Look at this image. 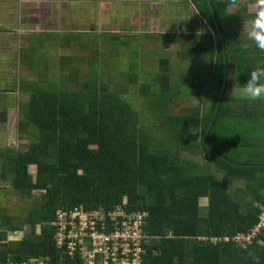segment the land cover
<instances>
[{
	"label": "trees",
	"instance_id": "trees-1",
	"mask_svg": "<svg viewBox=\"0 0 264 264\" xmlns=\"http://www.w3.org/2000/svg\"><path fill=\"white\" fill-rule=\"evenodd\" d=\"M189 1L214 32L206 34L202 24L199 32L180 34L181 61L205 58L212 65L210 80L204 84L211 99L204 105L199 104L203 76L194 79L192 72L176 73L166 58L159 59L164 68L159 82L150 85L142 80L141 93L161 99L164 94L155 90L162 85L173 90L187 84L199 88L189 93L199 99L174 114L163 98V112L150 122L139 118L127 95L111 91L93 76L68 90L30 81L21 85L28 97L21 102L25 105L17 119V134L28 145L24 150L6 148L0 157V176L10 179L11 189L30 200L32 208L20 221H0V264L46 254L57 264L59 251L53 236L60 211L107 210L118 204L149 213L143 264H264L262 241L243 248L222 240L252 227L258 221L257 205H264V167L245 166L264 164V153L240 143L241 137L250 140L260 130L264 100L246 99L239 89L252 65L264 61V53L242 51L236 42L239 36L220 24L232 17L227 12L231 0H210L227 61L225 91L208 133L210 152L204 133L221 86L222 48L207 1ZM112 37V45L121 39ZM231 85L241 90L236 96H229ZM185 93L176 91L173 98ZM230 103H235L232 113ZM204 198L207 215L201 213ZM12 232H21L22 237L11 239ZM203 235L221 240L204 241Z\"/></svg>",
	"mask_w": 264,
	"mask_h": 264
},
{
	"label": "crops",
	"instance_id": "crops-1",
	"mask_svg": "<svg viewBox=\"0 0 264 264\" xmlns=\"http://www.w3.org/2000/svg\"><path fill=\"white\" fill-rule=\"evenodd\" d=\"M253 2L254 0H240L242 7L239 13L231 14L232 17L222 20L220 22L222 27L227 32L236 33L239 36L244 21H247L253 15L251 7ZM227 12L230 14L231 4L227 6ZM197 14L195 5L189 0H0V117H4L5 113L9 114L10 111L14 113L17 106H19L17 102L21 86L17 85V80L21 76L19 74H22V69L20 70V68H23V65L20 59L21 55L18 54V48L21 50V47H28L30 42H32L33 36L45 35L46 48L39 51L46 56L49 53L55 54V52L58 57H62L63 52H67V55H72V52L82 50V48L86 51L94 48L99 52L104 48L107 53L127 52V57H130V66L127 63L124 69H118L124 64L119 62L115 58L116 56L111 57L113 62L108 68H102L101 65L103 63H101L99 69L93 70V74L91 73L92 75L90 74L91 77L89 76L88 79L90 80L93 76L99 83H102L101 78H103L105 79L104 82L107 83L108 73L110 75L114 73L116 76L124 75V82L127 85L126 90L130 92L134 89L135 92L138 90L139 93L130 92L131 99L137 97V95L138 97L143 96L141 90L145 89V86L142 80L152 85V81L156 80L154 76L162 74L164 68L159 63L160 58L170 59L176 73L183 72L184 69H181V67L184 62L193 64L192 62H199L204 59L181 61L178 57L182 47L181 33L186 35L200 31L203 24L206 27V30H204L206 34H214L213 29L209 27L204 18H200ZM94 17H97V21H94ZM73 21L82 23V27H87L89 24L97 22L96 24L105 25L108 30L99 32L77 31V29L72 28L71 22ZM128 27H130V30H125ZM168 34L178 36L167 38L170 37ZM113 35H119L121 38L116 40L117 44L114 43L115 45L111 44V40H115L112 37ZM129 35L130 37L124 38ZM35 37L33 41L36 40ZM72 37H77V43L72 41ZM98 39L101 40V44H99ZM128 39H130V45H128ZM25 42H28V44L25 45ZM55 43H58L59 46L55 45ZM151 51L159 53V56L155 58L157 59L156 66L159 67V71H141L143 67L139 65L138 61L145 54L150 57L149 52ZM9 58H11V61L6 62V59ZM16 58L21 62L18 63ZM114 60L118 62L117 65ZM114 64L118 68L114 67ZM204 64L206 67L204 71H185L192 72L194 79L203 76V81L205 83L207 80L205 83L207 84L211 77L210 67L212 65H210L209 60L202 62V66ZM10 65L13 68H10ZM132 65L133 69H131ZM68 69L70 71L69 67ZM204 83L201 87L203 90L202 103L199 102L201 105L207 103H203V101L211 99L210 95L205 94L206 86L204 87ZM51 86L53 85H48V87ZM107 88L113 89L112 87ZM195 89L198 90L199 88L195 85L193 90ZM8 90L9 94H6ZM231 91L229 96L232 97L237 95L235 92L241 90L233 88L231 85ZM234 105L235 103H230V106H228L230 113H232L231 111L234 112ZM130 106L134 109L131 101ZM5 122V119L2 118L1 123L4 124ZM259 129V131L255 132V136L252 135L250 137V140L242 139L238 132V136L241 137L240 143H242L243 147H254L257 149V154L264 153V112L261 116ZM1 138L2 136H0ZM3 142L0 144V157L7 148ZM1 181L2 178L0 176ZM206 202V199L201 200L202 215H207L208 212L205 207ZM259 205H257L258 210Z\"/></svg>",
	"mask_w": 264,
	"mask_h": 264
},
{
	"label": "rangeland",
	"instance_id": "rangeland-1",
	"mask_svg": "<svg viewBox=\"0 0 264 264\" xmlns=\"http://www.w3.org/2000/svg\"><path fill=\"white\" fill-rule=\"evenodd\" d=\"M94 21H97V17H94ZM89 24L87 27H82V23L79 22H71L72 28L77 29V31H103L108 30L105 25L102 24ZM79 28V29H78ZM87 28V29H86ZM130 30V27H128L125 30ZM127 35V34H124ZM122 35V36H124ZM34 37H32V42H30V45L28 47H21L22 49L18 48V54L21 55L20 59L22 61L23 68H20L22 74L18 80L17 85L21 86H27L28 81L31 83L36 82L39 84L46 85H53V86H59L62 87L60 89L68 90L71 85L77 83V82H86L88 80V77L90 76L91 72L93 70H98L99 65L103 63L102 68H108L109 65L112 64L113 59L111 57L117 58L119 62H122L124 66L120 68H124L127 63H129L130 66V57H127V52H117V53H111V52H105L104 48L101 49V51H97L94 48H91L89 51L84 50H77L72 52V55H67V52H63L62 57L56 56L57 53L51 54L49 53L47 56L40 52L39 50L45 49L46 44L44 42L45 35H39L36 36V40H34ZM129 36H126L124 38H128ZM99 38V37H96ZM30 39V38H29ZM77 37H72V41L74 43L76 42ZM97 40V39H96ZM99 40V39H98ZM39 41V42H38ZM130 45V39H128ZM40 43V46H39ZM25 45L28 44V42L24 43ZM99 44H101V40H99ZM55 45L59 46L58 43H55ZM75 47V45H74ZM58 52V51H57ZM138 53V51H137ZM150 57H148V54L143 55V57L140 58L139 65L143 67L141 71L144 72H157L159 71V67L156 66L157 59H155L157 56H159V53L155 51L149 52ZM17 59V58H16ZM11 58L6 59V62H10ZM18 63L21 61L17 59ZM202 62H207V60L204 58L200 60L199 62H192L193 64H187L186 62L183 63V66L181 69L187 70V71H204L206 69L205 64L202 66ZM17 63V65H19ZM69 63V66H68ZM114 63L117 65L118 62L114 60ZM114 64V65H115ZM114 66L117 67L118 66ZM192 65V67H191ZM36 66V67H35ZM28 67V68H26ZM70 68V71L68 69ZM113 67V69H114ZM10 68H13L10 65ZM118 68V69H120ZM131 69H133V65L131 66ZM14 71V69H13ZM162 76V74H158L157 76H154L156 81L159 82V77ZM145 77V76H144ZM146 78V77H145ZM147 79V78H146ZM105 79L101 78L102 83L107 85V87H112L113 89L111 91L113 92H120L122 95H127V99L130 98V92L138 93V90L132 89L130 92L126 90L127 85L125 84V76L119 75L116 76L114 73L111 75L108 73L107 83L104 82ZM207 80L205 81V83ZM117 83V84H115ZM204 83V84H205ZM26 84V85H24ZM22 86V87H23ZM21 87L22 90H20V95H18V102L16 111L9 112V114H4V117H0V136L2 138L0 139V144L3 142V144L6 145L7 148H13V149H20L24 150L27 145L28 141L25 138H21L17 134V125L16 121L17 118L20 116V110L23 109V106L25 105V100L28 97L27 89ZM205 87V86H204ZM158 90H155L156 93H160L161 95L164 94L163 98L166 100L167 103L170 104L169 112L170 113H178L185 109L187 103H197L198 97L192 96L189 97V93L191 95L193 94V88L187 84H179V87L177 89L170 90L167 88V90L162 87L157 88ZM166 90V91H165ZM184 91L188 92L180 97L173 98V94L176 91ZM165 93H162V92ZM232 91H229L228 93H231ZM22 93V94H21ZM155 93V94H156ZM18 94V93H17ZM139 94V93H138ZM170 94V95H169ZM135 95V94H134ZM144 96V97H143ZM142 97H133L130 99L132 106L134 107V110L139 112V118L143 121L150 122L149 120L153 121L156 120L155 116L159 118V115H161V112H163V105L161 103L164 102V99H159V96H152L151 98H147L146 95H143ZM171 96V98H170ZM133 99V100H132ZM136 99V100H134ZM194 99H196L194 101ZM24 101L21 108V102ZM191 101V102H190ZM3 102V101H2ZM156 103V106L153 103ZM158 109L157 113L154 111L148 110H154ZM17 112V113H16ZM147 113V114H146ZM5 119V123H1V119ZM157 137V136H156ZM155 141L159 140L157 138H154ZM11 180L10 179H2L0 182V221L3 220L7 223H15L17 221H20L25 216V213L30 210L32 207L30 205V200L27 198L21 197L18 193L14 192L11 189ZM241 190V188H239ZM205 199V198H204ZM1 223V222H0ZM11 239H18L22 237L21 232H16L13 234L10 233Z\"/></svg>",
	"mask_w": 264,
	"mask_h": 264
},
{
	"label": "built area",
	"instance_id": "built-area-1",
	"mask_svg": "<svg viewBox=\"0 0 264 264\" xmlns=\"http://www.w3.org/2000/svg\"><path fill=\"white\" fill-rule=\"evenodd\" d=\"M258 221L246 231H238L223 241L238 243L247 248L254 241L264 243V205H259ZM146 209H128L118 204L110 209H78L60 211L54 220V246L59 251L57 264H143L145 245L149 236L145 224ZM208 241L221 240L204 237ZM65 256V258H64ZM5 264H55L49 254L21 263Z\"/></svg>",
	"mask_w": 264,
	"mask_h": 264
},
{
	"label": "clouds",
	"instance_id": "clouds-1",
	"mask_svg": "<svg viewBox=\"0 0 264 264\" xmlns=\"http://www.w3.org/2000/svg\"><path fill=\"white\" fill-rule=\"evenodd\" d=\"M242 4L240 0H231V14H238ZM253 15L244 21L238 39L237 46L244 52L254 49L264 53V0H254L251 5ZM243 96L249 100H264V61L254 63L248 72L247 82L241 86ZM200 236L201 240H205ZM224 237V236H223Z\"/></svg>",
	"mask_w": 264,
	"mask_h": 264
},
{
	"label": "water",
	"instance_id": "water-1",
	"mask_svg": "<svg viewBox=\"0 0 264 264\" xmlns=\"http://www.w3.org/2000/svg\"><path fill=\"white\" fill-rule=\"evenodd\" d=\"M207 3H208V6H209V9H210V14H211V18L213 20V23H214V26H215V29L217 31V34L220 38V41H221V48H222V63H223V66H222V78H221V86H220V90H219V93H218V96H217V99H216V102H215V106H214V109L212 111V114L210 116V119L207 123V126L205 128V133H204V143H205V146L206 148L211 152V149L210 147L208 146V133H209V130L211 129L212 125H213V122H214V119L217 115V112H218V108L220 106V103H221V99H222V96H223V93H224V90H225V86H226V74H227V61H226V54H225V51H224V44H223V37H222V33H221V30H220V27H219V24L217 23L216 21V18H215V13H214V10H213V7L211 5V2L210 0H206ZM212 153L215 154V155H218L216 152H214L212 150ZM223 158V157H222ZM225 161L231 163L232 165H237L235 163H232L230 162L228 159L226 158H223ZM245 166H263L264 167V164H246Z\"/></svg>",
	"mask_w": 264,
	"mask_h": 264
},
{
	"label": "flooded vegetation",
	"instance_id": "flooded-vegetation-1",
	"mask_svg": "<svg viewBox=\"0 0 264 264\" xmlns=\"http://www.w3.org/2000/svg\"><path fill=\"white\" fill-rule=\"evenodd\" d=\"M0 92H1V89H0ZM6 94H9V90H8V93H6Z\"/></svg>",
	"mask_w": 264,
	"mask_h": 264
}]
</instances>
